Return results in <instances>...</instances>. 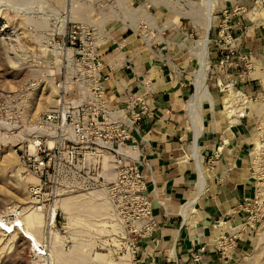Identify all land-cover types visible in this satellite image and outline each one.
<instances>
[{"label":"crops","instance_id":"0c3cea01","mask_svg":"<svg viewBox=\"0 0 264 264\" xmlns=\"http://www.w3.org/2000/svg\"><path fill=\"white\" fill-rule=\"evenodd\" d=\"M258 1L216 0L207 34L171 0H129L142 3L145 14L122 15L100 29L106 98L121 107L128 94H142L149 112L130 152L145 175L158 229L141 241L138 264H237L252 245L255 132L247 114L226 109L234 107L226 98L234 88L254 91L245 65L264 61V26H254L247 12ZM205 35L203 94L196 78ZM222 236H233L226 251L218 249Z\"/></svg>","mask_w":264,"mask_h":264},{"label":"built area","instance_id":"2783aa9c","mask_svg":"<svg viewBox=\"0 0 264 264\" xmlns=\"http://www.w3.org/2000/svg\"><path fill=\"white\" fill-rule=\"evenodd\" d=\"M67 1L69 5L87 4L91 12L87 11V22L69 21L58 42L64 50L74 49V60L65 59L56 107L39 120L43 126H54V132L33 136L22 149L24 163L38 179L29 194L35 205L46 210L52 202V210L62 195L105 188L124 229V235L117 236L122 252L138 264L141 241L153 237L158 223L140 162L122 149H136L148 106L137 93L128 94L121 107L106 98L103 61L98 56L101 28L91 22L105 18V10L115 0ZM227 61L228 56L219 63ZM245 67L252 68L250 63ZM232 242L233 236H222L219 251L228 250ZM194 260L201 262L202 258L196 254Z\"/></svg>","mask_w":264,"mask_h":264},{"label":"rangeland","instance_id":"374dc122","mask_svg":"<svg viewBox=\"0 0 264 264\" xmlns=\"http://www.w3.org/2000/svg\"><path fill=\"white\" fill-rule=\"evenodd\" d=\"M191 1L194 3L196 2V5H201V0ZM149 2H151V0H149ZM171 3L172 7L175 6L174 8L179 11L177 12L178 14L181 12L188 14L189 8H187L183 2L180 3L178 0H171ZM141 4L142 3L139 5ZM139 5L132 4L130 6L138 8ZM71 6L72 5H69L67 0H0V30L3 29L6 22L8 25L6 30L0 32L1 215H6V211L15 205H28V202L32 199L30 196L31 194H29V188L31 185L36 184L33 178L37 179V177L24 163L22 159V149L24 144L28 143L33 136L38 134H34L32 137H22L20 136V131L24 126L29 125L36 120V118L38 119L46 113L47 110H44L43 107L45 105L44 98L47 95L52 94L54 103H56L59 94L58 83L63 81L64 70L62 67L65 64L66 57L60 56L59 54L61 53L58 54L57 51H54V45L52 46V42L48 41L53 40L56 44L61 42V37L66 31V26L65 29H60L62 20L63 23L66 18H68V22H87V14L91 12L89 8L88 10L83 9L80 14L82 15L80 16L81 19L78 17L71 18ZM87 7L89 6L87 5ZM255 7L258 8L260 13L262 12V16H260L261 14L259 13V18L257 17V20H253L252 24L254 26H264V0H259L258 3L254 7H251V9H248L247 12L249 13V11L253 10ZM216 8L213 12L215 16L217 15V13H215ZM105 11V18L97 17L91 22L99 29L103 28L105 24L115 18L113 17L114 13L111 9H106ZM122 15L115 14L116 17ZM25 18L31 21L28 25L27 22L29 21ZM33 19L35 20L34 22ZM39 20H41V22H39ZM46 20L47 23H49L47 25ZM43 21L45 25L40 24L44 23ZM192 21L204 31L203 25L199 21H194L193 19ZM36 22L38 24H36ZM31 23H34L36 26ZM33 26L36 27L37 31H35ZM38 26L43 30L37 28ZM44 26H47V28ZM31 33L34 34V36H32ZM45 47H49L51 51L49 53L46 52ZM56 56L62 60V63L58 64V66L60 65L58 69L55 63ZM257 62H260L264 70V61L256 58L253 60L252 69L250 71H244L246 72V77L249 76L255 79V81L252 82L255 83L254 91L247 94L240 87L231 89L239 91L240 98L233 99L231 104H227L229 106H234L233 108H226L231 114H247L253 124L255 132L254 149L251 155L253 172L257 178L258 187L256 197L251 205V217L249 219L254 225L252 245L237 264H251L250 262H253V264H264V239H261L264 231V72H255L257 70ZM52 88L55 89V93H52ZM228 101L230 102L231 99ZM230 109H233V111H230ZM257 142L263 144L258 148L259 151L256 149ZM7 159H10L12 163H9ZM51 204L52 202L50 205H47V210H50L49 206H51ZM54 220L57 230L65 238L63 246L67 252V257L69 256L68 258L73 255L74 257H78V254H80V256L83 254L84 256L89 249L94 250L91 251V253L97 251L108 253L109 247L114 248L113 245L107 246L103 243V240L109 239L108 233L100 234V236L95 235L93 236L94 239L90 237L92 240H89L88 235H82L83 232L80 233L79 226L77 228H68L66 226V214L62 210L58 211ZM47 222H50L49 217ZM48 230L49 229L46 228L43 234L47 236ZM0 238V264H39L36 260L34 248L32 247L31 249L29 241L23 237L21 232L6 246L4 245L5 241H3L4 238L2 235H0ZM73 238H79L80 243L81 241L88 243L85 247V252H79L76 255V250L74 249L76 246L75 243L78 241L75 242ZM43 244V249L49 248L46 242ZM123 255L124 252L122 251L118 253V250H116L114 252V256L117 258Z\"/></svg>","mask_w":264,"mask_h":264},{"label":"bare ground","instance_id":"6f19581e","mask_svg":"<svg viewBox=\"0 0 264 264\" xmlns=\"http://www.w3.org/2000/svg\"><path fill=\"white\" fill-rule=\"evenodd\" d=\"M153 1L154 0H151V2H153ZM179 1L183 2L187 6V8H189L188 14L187 13L185 14L182 12L180 14L184 15V16H188V17L192 18L194 21H199L203 25V28L205 29L206 34H207L208 31L214 25L215 20H216V17L213 13L215 8H216V0H201V5H196L195 4L196 2L194 3L191 0H179ZM128 2H129V0H115V3L113 4V6H111L112 12L114 14H120V15L123 14L125 16L128 15L129 17L130 16H133V17L137 16L140 13L145 14L144 11L139 12L141 8H136V7L130 6L128 4ZM167 2H168V0H167ZM71 5H72L71 6V15H72L71 18H77V17L80 18V16H82V15H80L82 10L83 9L88 10L87 4H84V3L83 4L74 3ZM249 13L251 16L250 18H252V20H257V17L259 16L260 11L258 10V8L255 7L253 10L249 11ZM260 14H261L260 16H262V12ZM136 19H138V18H136ZM26 20H28V19H26ZM41 20H43V19H41ZM41 20H39V22H41ZM34 21L35 20L33 19V22ZM30 22L31 21L27 22V25ZM37 22H36V24H38ZM67 22H68V18L65 19L64 23L62 20V24L60 27L61 30L65 29ZM6 23L4 24V27L2 30H0V32H3L4 30H6V28L8 27V25ZM31 24L35 25L34 23H31ZM40 24L45 25V22L40 23ZM47 24H49V23H47V20H46V25ZM35 26H33V28L35 29V31H37ZM44 27L47 28V26H44ZM37 28H39V26ZM39 29H42V28H39ZM46 30H48V29H46ZM46 30H44V31H46ZM10 32H11V30H10ZM32 36H34V34H32ZM42 37H44V36H42ZM1 39H2V37H1ZM42 41H44V40H42ZM47 41H48V39H47ZM47 41H46V43H47ZM48 42H52V46L54 45V51H57L58 54L61 53V54H59L60 56H65L69 62L73 60L74 49L67 48L64 52V49H62L61 44H59V43L56 44L53 42V40H50ZM208 43H209V39L205 35V38L203 39V41H201V64H200L201 67H199V68H201V70L199 69L200 72H197L200 74H197L198 76L196 78L199 92L200 93L203 92V94L206 93V90H207L206 85H205V72H204L203 68L205 66V57L207 55ZM45 48H46V52L49 53L51 51L49 47H45ZM12 49H13V47H12ZM8 50H10V49H8ZM52 52H53V49H52ZM55 63L57 64L56 68L58 69L60 66V65L58 66V64L59 63L61 64L62 60L58 56H56L55 57ZM255 72L256 73H263L264 72V70L262 69V67L260 65V62H257V70ZM70 86H71V83L68 82L67 87L69 88ZM230 91L231 92L228 93L229 97L226 98L227 104L228 103L231 104L233 99L240 98L239 91H237V90L236 91L230 90ZM55 92H56L55 89L52 88V93H55ZM229 99H231L230 102L228 101ZM44 100H45V105H44L43 109L47 110L46 112H49L56 107L57 99H56V103H54V99H53L52 94L47 95L44 98ZM39 120H40V118H38V119L36 118V120H34L32 123L24 126L22 128V130L20 131V136L32 137L34 134H44V133L50 134V133L54 132V130H55L54 126H49V127L43 126L40 124ZM256 144H257L256 145L257 148L256 147L255 148L259 151L258 148L261 147L263 144L260 142H257ZM122 151H125L127 153L132 152V150L130 152V150H128V149L127 150L122 149ZM135 152L133 151L132 153L135 154ZM132 153L130 155H133ZM133 157H135V156L133 155ZM7 161L9 163H12L10 159H7ZM18 172H19V170H18ZM33 181L34 182L36 181L35 183H37L38 179L33 178ZM33 201L34 200L32 198L28 202V205H26V206H16L15 205L13 207H10L6 211L7 212L6 215L0 214V235H2V237L4 238L3 241H5V243H4L5 246L9 245L10 242H12L13 239L21 232L23 237L29 241L31 249H32V247L34 248L36 260L39 264H132L131 256L126 252H124L123 256H119L118 258L114 256V252L116 250H118V253L120 251H122V246H121L117 236L118 235H124V229H123L122 224L120 223V220L117 216V213H116L111 201L109 200V198L106 194L105 188H103V187L94 188L91 190L80 191V192L73 193V194L62 195L55 201L54 205L52 206L53 209L50 211L49 210L47 211L45 206H43V205L37 206V205L33 204ZM59 210H62L66 214V219H67L66 226L68 228H77L79 226L80 233L83 232L82 235L83 234L86 236L88 235L89 238L88 237H86V238H88L89 240H92L91 238H93V236H95V235L100 236V234L102 235L103 233L104 234L108 233L109 239L103 240V243H104V245H107V246L113 245L114 248L109 247L108 253H103V252H98V251L91 253V251H94V250L89 249V251L86 253V255L83 256V254H82V256H83L82 257L78 253L79 252L80 253L85 252V250H86L85 247L88 245V243L82 242V241L80 243L79 238H75V239L73 238L75 242H77V241L78 242L75 243L76 246L74 245L75 246L74 250H76V252L74 250H72V251H74L76 253V255L78 254V257H74V255H73L72 257L68 258L69 256L67 257V255H66L67 252L65 251V249H64L65 247L63 246V244H64L63 242H64L65 238L57 230V228H56L57 226H56L55 220H54L55 215L58 213ZM48 217H49L50 222H47ZM47 226H49V227H47ZM46 228L49 229L47 231V236L43 234ZM261 239L262 240L264 239V231H263V236ZM44 242H46L48 244V246H49L48 249L47 248L43 249L42 245H44L43 244ZM4 245H3V247H4ZM250 263L253 264V262H250Z\"/></svg>","mask_w":264,"mask_h":264}]
</instances>
